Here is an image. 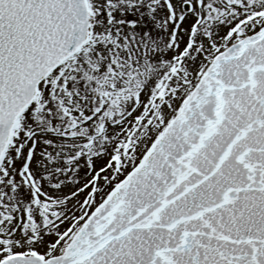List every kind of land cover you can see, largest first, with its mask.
I'll list each match as a JSON object with an SVG mask.
<instances>
[{
  "label": "snow or ice",
  "instance_id": "6c2138e0",
  "mask_svg": "<svg viewBox=\"0 0 264 264\" xmlns=\"http://www.w3.org/2000/svg\"><path fill=\"white\" fill-rule=\"evenodd\" d=\"M0 264H264V0H0Z\"/></svg>",
  "mask_w": 264,
  "mask_h": 264
}]
</instances>
